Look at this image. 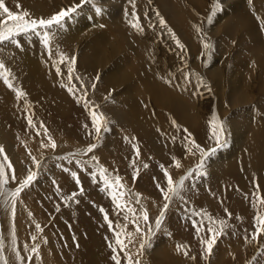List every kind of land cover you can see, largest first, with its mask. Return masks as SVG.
Returning <instances> with one entry per match:
<instances>
[{"label": "rangeland", "instance_id": "rangeland-1", "mask_svg": "<svg viewBox=\"0 0 264 264\" xmlns=\"http://www.w3.org/2000/svg\"><path fill=\"white\" fill-rule=\"evenodd\" d=\"M6 1L7 0H4V2ZM200 1L203 3L202 5H204V7L202 6L199 9L198 4L191 7L192 11H194L193 13H196L195 15L197 16L196 21L198 24L196 23V21H192L193 27L191 26V30L195 31V33L193 32L194 34H192V40L193 37L194 39H197L194 40L197 42V44L192 45V47L190 43H187V45L189 44L188 48L185 47L182 49L179 44L177 45L171 43L170 45H167L169 46V49L167 50L165 58H167L168 60L171 59L169 60V62L171 61L170 65L172 66L174 71L176 69L179 70L177 74L187 75L191 78L197 77L198 82L201 81V84L199 83V85L201 86L200 88L203 87L202 85H205L206 87L208 86L207 89L211 92V89L216 88V81L210 76L209 69H212L215 65V57L212 58V56L217 54V45L215 44V42L217 41V37L220 34H218L217 36L213 35L211 28L213 24L210 23H214L213 21H211L215 17L214 14H217V12L219 13V11L221 13V9H223L224 6H221V2H219L218 0H205L206 3L204 2V0ZM79 3L80 0H71L69 1L68 6ZM160 3L161 0H144L141 4V13L144 14V20L147 22L149 30L153 31L156 27V24L154 23L159 18H162L163 10ZM200 17L203 19L199 20ZM39 18L47 19L45 17ZM100 25L102 26V23ZM27 34H31L32 38L34 39H37L38 37L40 38L41 36H36V34L33 32H29ZM27 34H21L16 38L23 37ZM201 37L203 40L201 39ZM237 37L239 38V40L241 39V31H239L236 36L232 38L233 40L230 41L231 44H233L231 45L232 49L230 46H228V49L226 47L222 52L223 54L226 51L223 55V59L227 60V68H222V76L224 77L227 76V73H229L233 67V58L234 54H236L235 52L242 47V45L239 44L240 41ZM51 39L52 37H50V43L53 48L52 46H49L52 51L48 52L47 50V54H51H46L45 60L46 62L48 60V65L53 64L52 67L55 71L54 73L56 76L58 75L57 78L59 79V81H61L62 83L65 82L64 85L67 89L71 87L75 90V92H70L68 94L69 100H72H68L69 102H66L63 105V108L65 107L64 109L66 114H62L60 112L58 114L56 111L46 109L44 107L38 108V106L34 105L32 102H28V99L25 98V96L22 97L17 95V90H21L22 85L16 84L17 82L14 80V78H12L13 76L9 69V80L11 83L13 82L14 88L8 87V84L4 79H2L10 90H7V92H5L6 94L4 95L0 93V96L10 97V101L9 104L0 102V118L2 119L0 120L4 124L3 126L9 131L18 130L22 133L21 141L24 147L23 154L26 156L29 155L31 162L28 169L26 168V175L29 170H32L31 168L36 164V161L38 160L36 150L41 146H39V144L43 142H46L45 144H50L52 141H55V143L57 144V148H52L54 150H50V154L48 152L46 153V156L45 154H43V156L39 160V167L36 166L33 168L32 171L38 172L36 179L30 187L23 189L20 192L19 196L15 198V204L18 203V205L16 204V206H19L20 203L21 208L14 207L13 214V202L10 204L11 208L9 206H3V204H0L2 206H0V212L1 210L5 209V212L7 211L6 213L8 215L6 217H4L3 214L0 215V230H2L0 231V248H3L4 244L13 245V237L15 236L16 239H18L17 241L25 245L24 247L28 251L26 254L27 261H25L23 264H30L32 259L38 261L39 264H62L61 259L56 255V251H59V254L62 256V251L64 250L63 247L71 250V240H74L78 243V248L72 249V252L75 253L78 250V258L81 257L82 261L86 259L87 264H89L90 258L92 259V261H98L99 264H116V261H114L112 257L117 254L121 257L120 264H128V260L126 258L127 255H131L134 258V264H264V234H260L259 237H257L258 229L256 227V215L262 214V211L264 213V204L261 202V200L264 199V193L262 194V192H257V190L253 188V181L251 178H249L248 181L245 182L247 186H243L239 183L241 181L239 173L235 174L236 172L233 173L232 170H226L225 179L222 182V190L217 189L211 183V181H208L207 185L211 187L206 188V191H202L198 188V185L202 180V174H193L187 177V179L184 181V185L179 188L177 195H172L170 193L171 199L174 200H166L164 198V195H159L158 193L155 194L151 190V187H149V178L151 179V181H156V183L160 180L158 175L152 173V167L154 164H156L157 167L161 168V170L170 175L173 178L174 182H178L181 177L186 176L192 169L196 167L191 166L195 165L199 161V159H203V161L205 160V157H202L200 154L197 162H195L193 165L189 166L190 168H188V165L186 164H188L189 159H191L190 157L194 156V154H199L200 151L195 147V145L191 143V141L197 138H192L191 134L187 130L184 133L183 131L185 129L177 123V118L173 119L174 125L172 124L171 128L165 126V124L164 126L166 128H161L158 126V123L152 120V116L154 114H151L148 111L144 110L145 112H147L145 114V122L147 124H150V127H152V125L154 126V128H152L155 130V133L157 132V134H159L156 129H158L159 131H163L165 134L162 132V137H167L166 139L168 140V142L170 141L172 145L174 144V148L177 147L176 145H178L179 147L182 145L180 148L181 152H183L184 154L180 156H174L172 151H169L168 153L166 152L168 157L173 156V158H175L173 163H166L165 161L159 159L156 151H152L149 147V143H146V139L142 136L139 137V135L136 133H132L131 131L133 129L131 128L125 129V131L120 132V134L123 135L121 140V150L124 151L122 152V155L120 157H117L114 154V151H112V153L105 151L106 142L101 147V150H103V152L97 153V150H95V157H93L92 159L86 157L90 154L87 151L88 146L92 143H95L96 145L103 143L104 134L107 135V132L110 133L111 130H113L111 126L115 123V117L113 116V114H110L108 105L110 103L111 105H114L115 101L122 102L125 97L124 93L133 95L134 97H137L138 91L142 93L144 92L146 96H148V93L146 90L143 91L142 89L140 90L139 88L134 86L125 87V91L124 93H122L120 98L118 100L115 99L113 93H115V91L117 93V89H122V87L125 86L124 81L120 82L117 86H114V88H110V90L109 88L101 86L104 84L103 80H101L100 78L102 71L99 72L100 74L96 73L94 79L91 78L89 72L84 73V71L79 67L77 61L78 55L75 54H73V57H75L76 61L73 65V78L70 79L67 72L70 61L64 60L63 62H60L61 54L67 57L68 55L64 53L63 49L60 48L61 46L57 43V41H55L54 38L52 40ZM126 41L128 45L129 40L127 39ZM7 42L8 41L0 43V46H3L0 47V61H3L4 64H6V62L8 64L9 62H11V60L8 59L7 61L4 58V60L1 58L4 55V51H2V49L10 50V48H13L10 44L6 48L4 44ZM52 42L54 44H52ZM82 43L85 46L87 45L85 41H83ZM205 43L209 45L208 48L204 47ZM42 46L48 47V45L46 46L44 45V43H42ZM212 46H214L215 48H212ZM105 47L108 48L107 46ZM79 48L80 47L78 46L77 53H79L81 49ZM170 48L176 49L171 50ZM194 49H196L197 51L200 50V53ZM109 51L113 52L115 50L112 48V50ZM193 51L195 54L193 53ZM122 52L123 48H121L120 54H122ZM113 54L112 58L109 61L105 62V65H107V63L109 64L112 59H115L116 51ZM50 56L52 58H50ZM47 57L49 58L47 59ZM174 62L177 63L174 64ZM198 62H200L199 66ZM101 65L98 66H100L101 68H99L104 71V63ZM57 68H60L61 71L58 72ZM259 68L260 67H257L258 70L254 68L256 69L257 80L255 79L253 81L254 83H252L251 86L250 92L253 94V97L251 99L252 102L261 101V98L259 97L260 91L257 90L260 84V80H258ZM191 73L192 75H190ZM52 75L53 74L49 76L52 77ZM202 82L204 84H202ZM93 83L97 84L94 89L91 87ZM212 86L215 87L213 88ZM12 88L14 89V92L11 91ZM83 89H87L86 96L82 91ZM9 92L10 95H8ZM11 92H13V94H11ZM205 92L208 93V91ZM208 94V96H210V94H212L211 96H213V93ZM81 97H84L89 105L98 106L99 111L105 113L108 118L107 127H105L99 134H96L94 131L89 115V108L85 107L84 103L81 102ZM149 98L150 95L148 96V99ZM213 99L214 98H210L211 111L208 114V117L211 115V118L206 117L208 120L211 119L209 120L210 124L208 125V129L212 131V117H217L219 121L222 120L224 122L226 139L227 135L229 134L228 138L230 137V140L233 132L238 133V129L236 128L234 131H229L230 129L227 128L228 125H226V121L224 120L228 113H223V108L225 107L222 108V111L219 106L215 107L213 104L216 103V101L215 99L213 101ZM17 106L19 109L17 108ZM168 109L169 107L164 109V107L155 106L154 110H159V112H162L164 114L167 113V115L169 114L170 116L175 117L172 110ZM2 113L4 114V116L2 115ZM8 113H13V120L11 119V117H9ZM49 114L53 116L51 117ZM29 116L32 117V123L35 124L29 123ZM37 116H39V118ZM14 118L16 120H14ZM155 118L160 124H163V122H165V118L163 115L156 114ZM24 129L27 130L25 131ZM32 129L40 130V134L36 136L32 133ZM181 129L183 130L181 131ZM191 130L196 132L194 128ZM171 131H174L173 134H171ZM169 134L173 135V137H171V135L169 136ZM185 135H189L190 139ZM49 137H51V139H49ZM63 137L64 140L62 139ZM68 140H71V143H73V145L78 144L79 146L77 145L74 150H65V148H67L66 142ZM197 141L198 139L195 140L196 144L198 143ZM213 145L203 148L210 149L213 147ZM260 146L262 147V144H260ZM58 147L60 150H58ZM188 148H191L192 151L189 152ZM62 149L64 150V155ZM55 150L57 152L56 154L54 153ZM65 151H67L66 153H68L66 154L67 156L65 155ZM58 156H61L62 159H60L61 157L59 158ZM46 158H48L49 160ZM50 160L51 163H55L57 165L58 171H60V173H58V176L60 174H64L65 177H70L74 179L75 183H77V185L73 188H69L70 185L68 183L64 184V186L69 189V192L61 199L62 203L60 205H57L54 209H51L46 205L44 198L40 196H37V198H33V193H36L35 187L38 186V181H40V179H43L44 174L42 175V173H44V168L48 167L51 164ZM93 160L95 161V163L93 162ZM43 162L44 164L42 165L41 163ZM109 162H116L115 164L117 165L111 166ZM177 162H179L180 167H176ZM67 167L69 168L67 169ZM101 167L106 169V175L110 180L109 185L104 184L103 177H101L99 174V170ZM173 167L176 170L179 169L180 174H177L178 172L176 170H173ZM184 167L187 169L184 170ZM201 169L205 170L203 169V167ZM72 173H76V175L73 176ZM26 175L20 177L21 181L26 177ZM208 175L209 174L205 173V176L207 178ZM116 177L120 178L119 183L124 186L123 188H113L111 186V182L114 181ZM89 178L93 179L90 180ZM137 181L140 182L139 184H141V182L143 181L144 187L140 188L137 184ZM165 181L167 182V176ZM19 183L20 182L14 183L13 180L8 176V182L2 183V187L0 188H4L6 191H12V189H16L19 186ZM113 191L123 192L126 194L130 193V195H122L120 196L118 201H114L111 195ZM234 193H236L237 196ZM166 203L169 206L165 210L164 205ZM21 204L24 207H22ZM88 204L90 205V208H97L96 210H98L100 214L95 215L94 211H91L89 209ZM122 205H126L127 208L135 209V212H128ZM258 205H260V207ZM35 206L38 208L34 209ZM64 206H66V209L69 210V212H66ZM153 208H157V210L154 211ZM259 208L261 209L260 213L257 212ZM144 211H147L149 215V221L147 223H145V221L140 218ZM161 212H165V216L161 217ZM256 212L257 214H255ZM19 214L22 216L20 217ZM252 215H255V219ZM133 216L137 218L136 223L132 222ZM125 217H127V219H125ZM209 217H211V220H209ZM158 218H161V224L160 228L156 229L155 221ZM162 218H164L163 222ZM30 219L31 221H27ZM221 220L224 221L223 226L219 224V221ZM109 221H112L111 225H109ZM2 222L4 223L2 224ZM27 222L31 224H27ZM136 224L139 225L142 231L137 232ZM2 226L9 227L11 230L8 231L7 234H5L4 228ZM213 226L217 227V229L222 234L217 235V240L213 246L212 252L210 254H206V245L203 243V240L209 238L210 233L208 229ZM32 229L34 232L32 231ZM116 231H122L121 239L127 245L125 249L120 248L116 244ZM161 238H167L166 240L170 242L169 247H172L169 248L167 252H163V254L157 255L156 247H159L160 244L158 243L162 240ZM145 240L150 242L143 250H140V245L141 243H144ZM33 247L38 248V251L32 252L29 250ZM61 248L63 250H61ZM175 249H178L179 253L175 252L176 254L169 255L168 252H170V250L172 252ZM183 250H185V252ZM2 251V255L0 256V264H5V262H7V264H15V254L10 255L12 249H2ZM21 254L22 251L20 250L19 256H21ZM8 255L11 262H9L7 258ZM75 264L77 263L75 262Z\"/></svg>", "mask_w": 264, "mask_h": 264}, {"label": "bare ground", "instance_id": "bare-ground-1", "mask_svg": "<svg viewBox=\"0 0 264 264\" xmlns=\"http://www.w3.org/2000/svg\"><path fill=\"white\" fill-rule=\"evenodd\" d=\"M69 1L71 0H7L6 2H4V4L6 7L9 8L10 11L18 14L20 12L27 11L28 13H30V18H39V17L49 18L53 14L61 11V9L66 10V6H68ZM143 1L144 0H94L93 3L83 7L82 10H78V12L74 14L72 19L66 21V23L62 28L51 29L52 39L54 38L55 41H57V43L61 47L58 45L56 46L63 49L64 53L67 54L68 57H73V54L78 55L77 61L79 67L84 71V73L89 72L90 77L94 79L95 74L96 73L98 74L100 71H102L100 78L101 80H103L104 84L102 83L103 85L101 86H104L105 88H109L110 90V88H114V86H117L120 82L124 81L125 86H123L122 89L116 88L118 92L116 93L115 91L116 94L113 93L115 99L118 100L120 98L122 93H124L125 91L124 89L125 87H131V86L137 87L140 90L142 89L143 91L146 90L148 96L150 95V98L148 99V96H146L144 92L142 93L138 91L137 97L124 93L125 97L122 102L115 101L114 105H111L110 103L108 105V109L110 110V114H113V116L115 117V123L111 126L113 130H111L110 133L107 132V135L104 134L103 143L97 145V147L92 151V153H90L86 157L90 159L95 157L96 155L95 150H97V153L103 152V150H101V147L104 145L105 142H106L105 151L111 153L112 151H114V154L117 157H120L122 155V152H124L123 150H121L122 147L121 140L123 135L120 134V132L125 131V129L131 128L133 129L131 131L132 133H136L139 135V137L142 136L146 139V143H149V147L152 151L154 150L156 151L159 159L165 161L166 163H173L175 158H173V156L168 157L167 153L169 151H172L174 156H180L184 154L183 152H181V148H180L182 145L180 147L176 145L177 147L174 148V144L172 145L170 141L168 142V140L166 139L167 137L165 138L162 137L161 134L163 131H159L158 129H156L159 132V134H157V132L155 133V130L153 129L154 126L152 125L153 127L152 128L150 127V124H147L145 122V114L147 113L145 111L154 114L152 116V120L158 123L159 124L158 126L161 128H164L165 126L171 128L172 124L174 125L173 119L177 118L178 119L177 123L180 126H182L185 130L189 131L192 138L198 139L197 144H199L202 147H208V146L210 147L213 144H215L212 147L214 148L216 147V143L212 139V131L208 129L209 128L208 125L210 124L209 120L211 119L209 120L207 119L211 116L210 115L208 117V114L211 111L210 98H214L216 103H214L213 105L215 107L219 106L221 111L224 109L223 113H228V115L224 118V120L226 121L225 122L226 125H228L227 128L230 129L229 131L231 130L234 131L237 128L238 133L233 132V135L230 134L232 135L230 140H229L230 137L228 138L229 135L228 134L227 143L223 147L216 148V151L214 153L209 152V155L205 157L204 166H203V169L205 170L201 169L194 173L195 175L202 174L201 176L202 180L198 185L199 190L206 191V188L211 187L207 185L208 181H211V183L217 189L222 190L223 189L222 182L225 179V171L232 170L233 173L236 172L235 174L237 173L240 174V178H241V181L239 182L240 185L247 186L245 182L248 181L249 178H251L253 181L252 183L253 188L257 190V192H262L263 194L264 193V0H218L219 2H221L220 3L221 6L224 7L223 9H221V13L219 11V13L217 12V14H214L215 17L214 19L212 18L213 20H211L214 23H210L213 24L211 27L213 35L217 36L218 34H220L217 37V41L215 42V44L217 45V54L212 56V58L215 57L214 59L215 62L213 60L215 65L212 69L211 68L209 69L210 76L212 77V79L216 81L215 82L216 88L211 89V92L207 89L208 86L206 87L205 85H202L203 87L200 88L201 86L199 85V83L201 84V81L198 82L197 77L191 78L187 75L177 74L179 70L175 68L176 70L174 71V69L170 65L171 61L169 62V60L171 59L168 60L167 58H165L167 50L169 49V46L167 45H170L171 43L178 45L177 40H179L180 44H183L187 48L189 45V44L187 45V43H190L191 46L197 44V42L194 41L197 39H194L193 37L192 40V34H194L195 31L191 30L192 21H196L197 16L195 15L196 13H193L194 11H192L191 7L193 5L198 4V8L200 9L202 6L204 7V5H202L203 3L200 0H161L160 4L163 10L162 18H159L157 21L155 20L156 22L154 24H156V27L152 31L148 29L147 22L144 20L145 19L144 14L141 13L140 7ZM0 13H3L2 9H0ZM137 17H139L138 20L136 19ZM7 18H8L7 15L4 14L3 19L6 20ZM200 19L203 18L200 17L199 20ZM161 20H163L164 23H161ZM101 23L102 26L100 25ZM134 23L141 24L142 28L140 30H137L133 26ZM239 31H241V39L239 40V38L238 37L237 38L240 41L239 44L242 45L241 47L242 49L240 48L241 50L239 49L238 51L235 52L236 54H234V58H233L234 60L233 67L230 70V72L227 73V76L224 77L222 76V70H223L222 68H227L226 67L227 60L223 59L224 58L223 55L226 51L223 54L222 52L226 47L228 49V46L231 47V45H233L231 44L230 41L233 40L232 38H234ZM42 38L43 36L41 35L40 38L38 37L37 39H34L32 38L31 34H27L24 35L23 37L16 38L17 41L16 43H13L12 41H8L7 43L4 44L6 48L8 47L9 44L13 48H10V50L2 49V51H4V55L1 58L2 59L4 58L7 61L8 59L11 60V62H9L8 64L6 62L7 65L6 64L5 65L7 66V69H9L10 72L12 73L13 76L12 78H14V80L17 82L15 83L22 85L21 90L26 94L24 96L25 98L28 99L27 100L28 102H32L34 105L38 106V108L44 107L46 109L54 110L58 114L59 112L62 114H66L64 109L65 107L63 108V105L66 102L72 100V99L69 100L68 97L69 96L68 94L70 92L65 87L64 85L65 82L62 83L61 81H59V79L57 78L58 75L57 76L55 75L54 73L55 71L52 67L53 64L52 63H51L52 65L47 64L48 60L46 62L45 55L47 54V50L48 52L52 51L51 48L49 47L52 45L50 43L48 47H43ZM127 39L129 40L128 45L126 41ZM83 41H85V43L87 44L86 46L82 43ZM54 43L52 42V44ZM78 46L81 48V49L79 48L80 49L79 53H77ZM105 46H107L108 48H106ZM0 47L3 46L1 45ZM112 48L116 51L115 59H112L109 64L107 63V65H105V62L109 61L112 58V54L115 52V51L113 52L109 51L112 50ZM121 48H123L122 54H120ZM212 48L215 47L212 46ZM199 51L200 50H198L197 52ZM48 58L49 57H47V59ZM50 58L52 57L50 56ZM103 63L105 65L104 71L100 69L101 68L100 66H98ZM176 63L174 62V64ZM199 63L200 62H198V66ZM257 67H260L259 74L257 73L259 75L258 80H260V84L257 90L260 91L259 97L261 98V101L252 102L251 99L253 97V94L250 91H251L252 83H254L253 81L257 77L256 75ZM51 74H53L52 77H50ZM190 75H192V73ZM2 79L3 77L0 76V93L4 95L6 94L5 92H7V90L10 89L7 87L6 83ZM202 84L204 83L202 82ZM95 85L97 84L95 83ZM13 88L11 91L14 92ZM205 91H208V93H213V96H211L212 94L208 96L209 94ZM13 92H11V94H13ZM8 95H10V92L8 93ZM9 101H10V97L0 96L1 103L9 104ZM155 106H161L164 107V109L169 107L168 110H172L175 117H172L169 114L167 115V113L164 114L162 112H159V110H154ZM12 114H9V117H11V119L14 117V115ZM156 114L164 116L165 122H163V124H160L156 120L155 118ZM2 115L4 116L3 113ZM37 117L39 118V116ZM15 118L14 120H16ZM1 120H0V146H3L4 151L0 152V162H3L5 166V173L10 177V179H11V174L13 173L14 170L17 179L15 180L12 179V180L14 183H18L21 181L20 177L26 175V171H27L26 168L28 169V167L31 164L30 156L29 155L26 156L23 154L24 147L21 141L22 133L19 132L18 130L9 131L3 126L4 124L2 123ZM193 128L196 130V132L191 130ZM182 130L183 129H181V131ZM185 130L183 131L184 133ZM32 131H33L32 133L35 134L36 136L40 134V130L38 129H32ZM173 132L171 134H173ZM171 134H169V136ZM185 136H188L189 138V135H185ZM171 137H173V135H171ZM62 139L64 140V137ZM197 139H194V141ZM45 143L46 142L39 144V146L40 145L41 146L38 147L36 150V155L38 157L37 161L40 160L43 154H45L46 156V153H48L50 150H54L51 147H45V145H47ZM260 144H262V147L260 146ZM66 145L67 148H65V150L66 149L74 150L78 144L73 145V143H71V140H68L66 142ZM56 148H57V144H56ZM58 150H60L59 147ZM206 150H209V148ZM62 152L64 155V150ZM66 152L67 151H65V155L68 154ZM54 153L55 154L57 153L56 150L54 151ZM200 154L201 153L199 154L197 153L194 154L195 157L194 156L190 157L191 159H189L188 164L185 163L186 165H188V168H190L189 166L197 162ZM5 156L7 157L6 160H5ZM60 159H62V157ZM200 161L201 160L199 159V161L191 167L196 166ZM93 162L95 163L94 160ZM109 163L111 166L117 165L115 164L116 162L113 163L109 162ZM41 164L43 165L44 162ZM155 165L156 164H154L152 167V173L158 175L160 180L156 183V181H151V179L149 178V187H151V190L155 194L158 193L159 195H164L161 189H164V191L167 189V182L165 181L166 172L161 170V168L157 167V165L156 166ZM34 167H36V164L33 165L31 169L33 170ZM68 168L69 167H67V169ZM172 169L176 170L174 167ZM186 169L187 168H185L184 170ZM176 171L178 172L177 174H180L179 169H177ZM58 173H60V171H58V167L55 163H51L48 167L44 168V173H42V175L44 174L43 175L44 177L43 179H40V181H38L39 184L38 186L35 187L36 193H33V198H37V196L44 198L46 205L51 209H54L57 205H60L62 203L61 199L66 194H68L69 189H67V187L64 186L65 183H68L70 185L69 188H73L74 186L77 185L74 179L70 177H65L64 174H60L58 176ZM205 173L209 174L208 178L205 176ZM92 179L93 178H91L90 180ZM2 180L3 178L0 177V181ZM2 183L3 182H0V187H2L1 186ZM139 183L140 182L137 181V184L140 188L144 187L143 181L141 182V184ZM14 190L15 189H12V191ZM12 191H6L4 188L2 189L0 188L1 205L3 204V206L6 205L11 208L10 204L12 203V197H11ZM234 194L236 195V193ZM16 204L18 205V203ZM16 204L14 205L15 208L17 207L21 208L20 203L19 206H16ZM88 206L91 211H94L95 215L100 214V212L96 210L97 208L96 209L90 208L89 204ZM258 206L260 207V205ZM37 208L38 207L36 206L34 207V209ZM64 209L66 210V212H69V210L66 209V206H64ZM156 210L157 208L154 209V211ZM260 210L261 209L259 208L257 212L260 213ZM6 212L5 209L1 210L0 215L3 214L4 217H6L8 216ZM257 212L255 214H257ZM262 214H264L263 211ZM21 216L22 215H20V217ZM252 216L255 219V215ZM163 220L164 218H162V222ZM27 221H31V219ZM3 223L4 222H2V224ZM27 224H31V223L27 222ZM3 228L5 234H7L8 231L11 230L9 227L6 226ZM13 239L14 242L11 241L13 242V245L4 244L3 248L2 247L0 248V256L2 255L3 252L2 249L6 250L8 248H11L12 251L10 255L15 254L14 257L16 260L15 264H23L25 261H27L26 254L28 251L24 247L25 245L17 241L18 239H16L15 236L13 237ZM166 239H162L161 241H159V243L157 242L158 244H160L159 247H156L157 255L163 254V252H167L169 248L172 247V246L169 247L170 242L167 241ZM70 245H71V250H69L66 247H63L65 250L64 251L61 248V250H63L62 256L59 254V251H56V255L58 258L61 259L62 264H75V262L77 264H87L86 259L82 261L81 257L78 258V250L75 253L72 252V249L78 248V243L74 240L73 241L71 240ZM20 250L22 251L21 256H19ZM183 251L185 252V250ZM175 252H178V249L177 250L175 249L172 252L170 250V252L168 253L169 255H172V254H176ZM18 257H24L23 261ZM7 258L9 260V255ZM79 260L81 263L79 262ZM9 262L11 261L9 260ZM30 264H39V262L32 259ZM89 264H99V262L96 260L92 261V259L90 258Z\"/></svg>", "mask_w": 264, "mask_h": 264}, {"label": "snow or ice", "instance_id": "snow-or-ice-1", "mask_svg": "<svg viewBox=\"0 0 264 264\" xmlns=\"http://www.w3.org/2000/svg\"><path fill=\"white\" fill-rule=\"evenodd\" d=\"M93 2H94V0H80L79 4H73L72 6H66V10L61 9V11L53 14L50 18H47V19H44V18L31 19L30 13H28L27 11L20 12L19 14L12 12L9 10L8 7L5 6L4 0H0V9H3V13H0V43H3L5 41H12L13 43H16L17 41L15 38L17 36H19L21 34H27L29 32H33L38 36L42 35L43 36V43L45 45H49L50 44V37H51V29L62 28L64 26V24L66 23V21L69 19H72L74 14H76L78 12V10H82L83 7H85L88 4H91ZM4 14L7 15L8 19H6V20L3 19ZM136 19L138 20L139 17H137ZM161 23H164V21L161 20ZM133 26L137 30H140L142 28V25L139 23H134ZM177 43L180 44L179 40H177ZM180 47L183 49L185 46L183 44H180ZM204 47L208 48L209 45L207 43H205ZM64 60L70 61L69 67H68V75H69V78L71 79V78H73V73H74L73 65L76 62L75 57H67V56H64L63 54H61V61L60 62H63ZM57 71L59 72L60 69L57 68ZM9 75H10V73H9V70L7 69L6 65L4 64L3 61H0V76L3 77L5 82L8 84V87L11 88V87H13V84L9 80ZM97 80H98V77H97ZM95 86H96L95 83H93L91 85V87L93 89L95 88ZM68 91L69 92H75V90L71 87L68 89ZM82 91L85 93V96H86L87 89H83ZM17 95L24 96L26 94L21 90H17ZM81 102L84 103L85 107L89 108V115L91 118V122H92V125L94 128V131L96 134H99L108 125V118H107L106 114L99 111L98 106L89 105L86 102V99L84 97H81ZM28 120H29V123L31 124L32 123V117L29 116ZM211 123H212V139L216 142V147L209 149V150H206L203 147H201L199 144H196V142L194 140L191 141V143L193 145H195V147L200 151L202 157L208 156L209 152L214 153L216 151V148L223 147L227 143V139H226V135H225L224 122L219 121L217 119V117H213ZM49 139H51V137H49ZM45 147L55 148L56 147L55 141H52L50 144L45 145ZM96 147H97V145L95 143H92L88 146L87 151L89 153H91ZM3 151H4L3 146H0V152H3ZM188 151L191 152L192 149L188 148ZM6 159H7V157L5 156V160ZM33 159H35V158H33ZM39 164H40V161H36L37 167H39ZM203 166H204V161H203V159H201V161L196 165V167L194 169H192L186 176L181 177L178 182H174L173 178L166 173L167 189L168 190L164 191V189H161V191L164 194V198L166 200H170L171 199L170 193L172 195H177L179 188L184 185V181L187 179V177L193 175L196 171H199ZM176 167H180L179 162H177ZM99 174L101 177H103L104 184L109 185L110 180H109V177L106 175V169L101 167L99 170ZM37 175H38V172L29 170L26 177L22 181H20L19 186L14 191H12L11 197H12V202H13V209H12L13 214H14L15 198L19 196L20 192L23 189L31 186V184L36 179ZM72 175L75 176L76 173H72ZM0 177L3 178V180L0 182H3V183L8 182V176L5 173V166H4L3 162H0ZM11 179H13V180L17 179V177L15 176L14 170H13V173L11 174ZM119 181H120V178L116 177L115 180L111 182V186L113 188H116V187L123 188L124 186L122 184H120ZM111 195H112V199L114 201H118L120 196L130 195V193L126 194L123 192L113 191L111 193ZM261 202L264 203V199H262ZM122 206L125 207L126 210L130 213L135 212V209H133V208H127L126 205H122ZM164 208H165V210L168 208L167 203L164 205ZM164 215H165V212L160 213L161 217H163ZM140 218H142L145 221V223H147L149 221V215H148L147 211H144ZM125 219H127V217H125ZM136 219L137 218L135 216H133L132 222L136 223ZM209 220H211V217H209ZM256 221H257L256 227L258 229L257 237H259L260 234H264V214L257 215ZM111 224H112V221H109V225H111ZM160 224H161V220L157 219L155 221L156 229L160 228ZM219 224L221 226H223L224 221L223 220L219 221ZM37 227H39V226H37ZM136 230H137V232L142 231L138 224H136ZM208 231L210 233L209 238L203 240V243L206 245V249H205L206 254H210L212 252L213 246L217 240V235L222 234L217 229V227H215V226L209 228ZM115 236H116V244L120 248L125 249L127 247V245L121 239L122 231H116ZM149 242L150 241L145 240L144 243H141L140 250H143ZM110 247H111V245H110ZM30 251L36 252V251H38V248L33 247L32 249H30ZM114 251H115V249H114ZM185 254H187V253H185ZM18 258L21 259L22 261L24 259V257H18ZM126 258L128 260V264H134V258L131 255H127ZM112 259L114 261H116V264H120L121 257L118 254L114 255L112 257ZM5 264H7V262H5Z\"/></svg>", "mask_w": 264, "mask_h": 264}]
</instances>
